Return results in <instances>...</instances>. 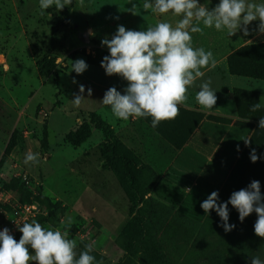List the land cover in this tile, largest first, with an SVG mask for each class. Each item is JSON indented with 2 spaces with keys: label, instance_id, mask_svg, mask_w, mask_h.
Segmentation results:
<instances>
[{
  "label": "rangeland",
  "instance_id": "obj_1",
  "mask_svg": "<svg viewBox=\"0 0 264 264\" xmlns=\"http://www.w3.org/2000/svg\"><path fill=\"white\" fill-rule=\"evenodd\" d=\"M143 3L73 0L63 10L53 5L41 15L39 0H0V230L9 229L16 210L35 206L34 216H27L22 226L36 220L46 228L67 230L77 243V254L94 243L91 255L103 264H251L255 256L264 260V239L251 241L249 222L257 220L255 212L241 223L229 204V223L235 229L226 233L215 210L194 220L151 198L157 177L124 151L114 129L109 126L111 137L97 125L110 86L100 78L105 71L101 62L110 54L101 41L111 40L121 25L145 31L171 20V13L145 11ZM133 5L135 14L130 11ZM45 56L54 65V76L37 73L35 62ZM80 59L88 67L77 75L72 62ZM80 85L85 100L76 107L70 101L80 94ZM253 134L238 174L219 193L221 203L253 180L260 182L264 196V128L257 126ZM116 141L120 151L113 155L109 147ZM253 148L261 157L255 163L250 159ZM30 151L40 154L38 164L24 163ZM123 152L135 171L130 181L124 175L125 190L118 164ZM86 154L96 159L92 178L85 171ZM104 170L117 182L119 194L114 188H100ZM68 217L74 221L70 227ZM10 234L17 242L22 236L19 229ZM29 252L34 255L30 247Z\"/></svg>",
  "mask_w": 264,
  "mask_h": 264
},
{
  "label": "clouds",
  "instance_id": "obj_2",
  "mask_svg": "<svg viewBox=\"0 0 264 264\" xmlns=\"http://www.w3.org/2000/svg\"><path fill=\"white\" fill-rule=\"evenodd\" d=\"M72 4L73 0H39L41 15L53 5L60 11ZM136 7L133 5L130 9L133 14ZM142 7L145 11L171 13L181 18L175 27L161 21L145 31L126 30L121 25L111 40L105 38L101 41L110 53L103 58L101 67L108 76H119L128 84L124 94L115 87L109 88L101 103L109 106L111 114L124 122L130 118L151 117V126L156 128L162 121L176 119L181 105L187 106L189 87L204 76L202 69L216 64L211 51L193 47L192 33L203 34L204 28L214 27L218 31L227 29L229 36L239 31L247 36L250 34L247 26L259 21L258 31L264 34V3L220 0L217 6L209 9L198 0H144ZM201 22L203 28L199 26ZM90 35L94 36V33ZM87 67L82 59L72 62V71L77 75L85 72ZM210 85L211 80L203 82L195 96L196 102L208 110L214 109L217 103L216 92ZM84 92L85 87L80 85V94L74 95L70 102L79 107L85 100ZM87 95L92 96L91 88ZM260 108L261 104L255 103L250 110L255 112ZM259 128H264V117L259 120ZM244 143L248 146L250 141L244 140ZM260 158L256 150L251 149V161L255 163ZM39 162L40 154L31 151L24 159L26 165ZM229 204L238 211L241 223L255 212L254 232L264 239V196L261 195L260 182L253 180L247 188L233 192L230 199L222 203L219 202V192L213 191L200 207L207 216L215 210L222 221L220 227L227 233L235 229V225L229 223ZM73 222V218L68 217L66 227ZM18 229L22 233L18 242L9 229L0 231V264H103L91 255L94 243L86 245V250L77 254V243L68 238L67 230L46 228L36 220L26 222ZM29 247L34 255L30 254ZM251 264H264V260L255 256L251 258Z\"/></svg>",
  "mask_w": 264,
  "mask_h": 264
},
{
  "label": "crops",
  "instance_id": "obj_3",
  "mask_svg": "<svg viewBox=\"0 0 264 264\" xmlns=\"http://www.w3.org/2000/svg\"><path fill=\"white\" fill-rule=\"evenodd\" d=\"M219 2L198 0L209 9ZM249 2L259 4L264 0ZM180 18L171 15V20L166 22L175 27ZM199 26L203 28L202 22ZM258 26L259 21L247 26L250 33L247 36L243 31L229 36L227 29L218 31L214 27L204 28L203 34L192 33L193 47L211 51L216 64L202 69L204 76L189 87L187 106H180L179 116L174 120L162 121L156 128L151 126V117L130 118L124 122L111 114L109 106L100 103V119L114 129L126 149L157 177L149 196L194 220L205 217L200 204L213 191L220 193L246 147L244 140H250L260 118L264 117V80L231 75L227 65L228 56L240 47L264 44V34L259 33ZM100 78L121 94L128 86L123 78L108 76L103 70ZM208 80L217 96L212 110L203 109L195 100L200 85ZM234 90L256 93L258 101L255 103H260L261 108L251 111L255 103L234 98ZM89 149L94 151V146ZM85 156V171L92 178L96 159L92 155ZM101 173L106 174L100 188L107 191L114 188L119 194V186L109 177V172Z\"/></svg>",
  "mask_w": 264,
  "mask_h": 264
},
{
  "label": "trees",
  "instance_id": "obj_4",
  "mask_svg": "<svg viewBox=\"0 0 264 264\" xmlns=\"http://www.w3.org/2000/svg\"><path fill=\"white\" fill-rule=\"evenodd\" d=\"M75 54L77 53L75 52L71 54L70 56L72 57ZM227 65H228V71L231 75L244 76V77H248V78H252L256 80H264V44L263 43L252 44V45L240 47L239 49H237L236 51H234L232 54L228 56ZM35 67L37 69V73L39 76L49 77L52 75L54 76L56 74L54 65L51 63L48 56H45L39 61H36ZM233 97L236 99H240V100L251 102V103H255L258 101V95L256 93L246 92V91H241V90H234ZM96 120H97L98 127L102 128L105 132H107L109 136L112 137L109 126L105 124L103 121H101L99 118H96ZM254 134H252V136ZM249 141L252 142L251 138ZM119 145L121 146V144H118L117 141H116V144L113 143L112 145H110L109 150L113 155L118 152L117 150H119ZM248 146L245 147V149L239 156L234 168L232 169L230 173L228 180L225 183L224 188L227 187L230 183H232V177L238 174L240 163L242 162V159L245 157L247 153ZM122 148L124 149L126 153L131 154L129 150L125 149V147H122ZM126 153L123 152V154L125 155L119 159L120 161H118V164H120V167L123 168L121 171L123 177H120L121 178L120 183H121V186H123L124 190L126 189L127 180L130 181L131 177H134L135 175V171L133 172L131 171V166H130L131 163L125 162L128 160ZM112 166H113V169L117 168L114 162L112 163ZM124 175H127L126 176L128 177L127 180H126V177L124 178ZM263 182H264V165H263ZM255 223H256V220L249 222V227L252 231L251 241H253V244H255L254 243L255 241L257 243L258 241L262 240V238L255 235V232H254Z\"/></svg>",
  "mask_w": 264,
  "mask_h": 264
},
{
  "label": "built area",
  "instance_id": "obj_5",
  "mask_svg": "<svg viewBox=\"0 0 264 264\" xmlns=\"http://www.w3.org/2000/svg\"><path fill=\"white\" fill-rule=\"evenodd\" d=\"M24 179H26L24 177ZM35 206H24L22 209L16 210L14 212V216L9 220L8 228L11 230L10 232L16 233L18 231V227H22V222L27 219V216H34ZM0 231H3L0 230Z\"/></svg>",
  "mask_w": 264,
  "mask_h": 264
}]
</instances>
